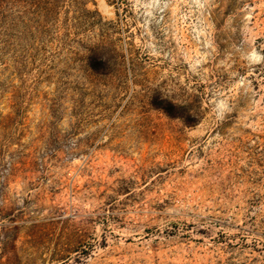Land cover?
Segmentation results:
<instances>
[{
	"label": "rangeland",
	"instance_id": "374dc122",
	"mask_svg": "<svg viewBox=\"0 0 264 264\" xmlns=\"http://www.w3.org/2000/svg\"><path fill=\"white\" fill-rule=\"evenodd\" d=\"M0 264H264V0H0Z\"/></svg>",
	"mask_w": 264,
	"mask_h": 264
}]
</instances>
